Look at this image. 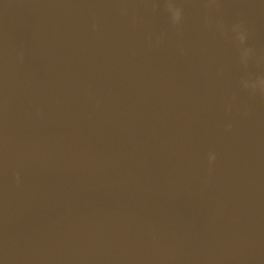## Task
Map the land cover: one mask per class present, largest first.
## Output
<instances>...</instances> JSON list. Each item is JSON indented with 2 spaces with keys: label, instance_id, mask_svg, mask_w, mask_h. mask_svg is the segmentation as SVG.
Returning <instances> with one entry per match:
<instances>
[{
  "label": "water",
  "instance_id": "1",
  "mask_svg": "<svg viewBox=\"0 0 264 264\" xmlns=\"http://www.w3.org/2000/svg\"><path fill=\"white\" fill-rule=\"evenodd\" d=\"M258 80L264 0H0V264H264Z\"/></svg>",
  "mask_w": 264,
  "mask_h": 264
},
{
  "label": "clouds",
  "instance_id": "2",
  "mask_svg": "<svg viewBox=\"0 0 264 264\" xmlns=\"http://www.w3.org/2000/svg\"><path fill=\"white\" fill-rule=\"evenodd\" d=\"M167 11L170 15V18L172 20L173 23H177L180 21L181 19V10L178 7H174L172 3H168L167 4ZM232 32L235 34L234 38L236 41H238L240 44H243L246 38V33L245 31L241 28V26L239 24L234 25L232 27ZM250 50L245 48L242 51L241 54V59L245 60L247 59L248 55H249ZM246 87H252V88H256L259 87L261 91H264V80H258L255 84L252 85H248L245 84ZM215 157L214 155L210 154L209 155V160H213Z\"/></svg>",
  "mask_w": 264,
  "mask_h": 264
}]
</instances>
